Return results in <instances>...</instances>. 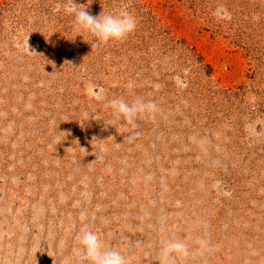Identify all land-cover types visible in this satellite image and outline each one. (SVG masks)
Returning a JSON list of instances; mask_svg holds the SVG:
<instances>
[{
	"label": "rangeland",
	"instance_id": "rangeland-1",
	"mask_svg": "<svg viewBox=\"0 0 264 264\" xmlns=\"http://www.w3.org/2000/svg\"><path fill=\"white\" fill-rule=\"evenodd\" d=\"M73 3L0 0V264H80L84 227L128 264H264V0H89L136 20L96 47ZM117 97L158 111L106 127Z\"/></svg>",
	"mask_w": 264,
	"mask_h": 264
},
{
	"label": "clouds",
	"instance_id": "clouds-1",
	"mask_svg": "<svg viewBox=\"0 0 264 264\" xmlns=\"http://www.w3.org/2000/svg\"><path fill=\"white\" fill-rule=\"evenodd\" d=\"M90 5L89 0H87V4L77 5L73 3L69 10L74 15L73 30L77 33L87 32L94 37L95 43L93 47L101 44L107 45L110 42L123 41L135 30L136 20L129 13L111 14L102 10L98 16H93L89 12ZM60 10L61 6L57 5L55 11L59 12ZM109 106L112 119L104 123L106 127H113V124L121 121H123V124H121L122 128L125 125L135 126L138 116L154 114L158 111V106L154 102L143 98L128 101L117 97L109 101ZM115 129L119 133L118 129ZM117 145L119 146V144ZM66 150L72 151L73 148ZM77 241L80 245V264H128L126 257L119 249L106 246L101 236L89 227L81 229L77 235ZM196 243L199 245L198 254L203 255L204 252L210 250L207 240L199 239ZM190 255H193V252L186 241L166 239L161 241L158 251V262L159 264H176L178 258H187Z\"/></svg>",
	"mask_w": 264,
	"mask_h": 264
}]
</instances>
